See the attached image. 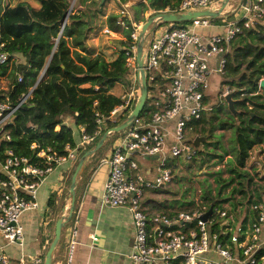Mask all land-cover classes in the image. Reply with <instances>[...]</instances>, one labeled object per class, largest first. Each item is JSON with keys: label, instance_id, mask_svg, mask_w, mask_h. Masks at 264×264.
Instances as JSON below:
<instances>
[{"label": "built area", "instance_id": "built-area-1", "mask_svg": "<svg viewBox=\"0 0 264 264\" xmlns=\"http://www.w3.org/2000/svg\"><path fill=\"white\" fill-rule=\"evenodd\" d=\"M219 2L184 0L177 10L150 11L149 15L202 11ZM132 4L131 1L121 4L117 14L120 18L116 23L120 29H127V22L131 25L124 53L129 75L118 83L122 87L118 96L120 104L108 116L95 111L93 135H85L80 127L81 141L74 149L67 145V154L62 156L48 148L40 150L36 154V162L18 156L10 149L0 151V264L44 263L43 253L36 256L23 253L22 215L38 209L37 194L49 175L58 167L74 166L78 149L92 146L107 124L117 123L120 112L127 111L128 115L132 112L138 93L136 44L142 26V23L132 21L129 11ZM236 13L240 14L234 17ZM263 23L264 0H236L217 19H196L186 26L161 23L146 32L143 56L147 117H138L129 128L110 140L107 144L109 156L100 160L101 164L108 166L99 198L100 208H125L131 217L134 234L128 264H264V149L259 150V146L249 151L244 166L239 168L245 179L251 181L246 200L243 194L235 193L243 198L205 201L201 194L191 210L147 212L142 207L145 191L171 182V161L187 165L197 159L195 139L201 136L193 124L213 110L211 84L216 80L219 90L215 97L226 104L225 96L234 89L221 82L225 77L231 46ZM160 26L164 29L157 35L156 29ZM104 33L115 36L108 29ZM3 47L1 44L0 63L7 57ZM17 79L20 81L21 77ZM31 93L32 89L22 94L15 107L11 106L8 98L0 102V142L10 141L7 126ZM146 158H154L157 162L159 175L153 180L140 173L139 161ZM216 170L219 171V167ZM212 195H215L214 191ZM210 209V215L203 220ZM67 235L64 264H71L76 244V223ZM7 247L19 249L18 257L12 259L6 252Z\"/></svg>", "mask_w": 264, "mask_h": 264}, {"label": "trees", "instance_id": "trees-1", "mask_svg": "<svg viewBox=\"0 0 264 264\" xmlns=\"http://www.w3.org/2000/svg\"><path fill=\"white\" fill-rule=\"evenodd\" d=\"M32 1L34 5L20 0L11 5L5 0H0V45H4L3 52L7 53L5 61L0 63V78L8 77L11 81L8 89H0V102L8 98L13 107L18 104L22 94L28 93L35 86L45 69L62 21L69 9L67 0ZM86 1L79 0L83 5H86ZM91 1L90 5H86L85 13L70 12L43 77L32 90L27 102L15 112L12 123L7 126L10 141L0 142V151L10 149L16 155L29 158L32 162L37 161L36 154L40 150L46 151L47 148L57 156L66 155L67 145L74 149L81 141L80 127L84 129L85 135H93L96 128L95 111L108 116L120 104L118 96L112 91L120 80L126 79L129 75L125 67L124 53L132 31L131 25L127 22L128 28L120 29L116 25L119 15L106 16L103 27L112 32L122 30L126 39L117 41L118 50L115 58L107 62L100 54H95L86 41L99 28L97 21L104 13V5L108 1L103 3ZM129 1L131 0H118L117 4L120 8L121 4ZM144 1L145 3L141 1L129 9L135 23L143 22L145 19L141 14L148 11L177 10L184 0ZM208 32L213 33L203 31ZM18 76L21 77L20 81L17 79ZM262 78H264V23L258 26L256 31H250L236 40L228 55L225 77L221 84L229 85L236 91V99L241 100L236 109L241 113L237 121L228 113V119L223 120L218 128L233 130L234 162L230 163L226 170L228 178H222V173L219 172L215 179L216 187L212 189L207 185L202 191V199L205 201H217L216 199L221 198L236 179L238 187L232 188L230 193L224 196L223 201L231 200L235 193L243 194L244 200L248 196L251 181L245 179L239 168L244 166L250 150L256 146H264V90L258 92L259 81ZM133 108L134 106L131 111ZM147 111L145 106L139 117H147ZM127 117V111L120 112L117 115V123L107 124L94 143L107 129L117 126ZM214 120L218 118L216 116L210 120L202 118L194 123L193 127L201 136L211 134L215 129L212 123ZM204 126H208V129L205 130ZM113 138H116V135ZM33 144L35 148H31ZM106 146L107 144L94 156H98ZM90 147L77 150V162ZM222 158L223 155L216 152H198L195 161L201 164L200 161L203 160ZM212 191L215 193L214 196ZM54 202V198H49V211H56ZM45 240L46 238L42 236L40 244ZM46 252L47 249L44 256Z\"/></svg>", "mask_w": 264, "mask_h": 264}, {"label": "crops", "instance_id": "crops-1", "mask_svg": "<svg viewBox=\"0 0 264 264\" xmlns=\"http://www.w3.org/2000/svg\"><path fill=\"white\" fill-rule=\"evenodd\" d=\"M109 153V145H107L105 152H101L98 156L87 161L82 174L79 175L74 210L63 228L61 244L54 254L53 264L65 263L61 259L63 256L66 260L67 256L66 242L69 238L67 233L71 231L75 223L77 235L71 264L129 263L127 257L131 250L134 234L129 212L125 208L103 209L99 206V198L108 175V166L101 164L100 160L107 158ZM152 161L156 160L146 158L139 161L140 170L143 171L147 179L153 175L152 167L147 165ZM71 171L72 167L61 166L49 175L37 194L38 209L22 215L25 237L23 253L26 256L44 254L46 249L48 250L51 243H49V239L53 238L55 222L69 200L70 183L68 182ZM49 198H54L56 211L48 210ZM156 198L157 193L145 191L142 207L147 212H163L159 206V198ZM47 212L49 213L47 214ZM41 227L46 228L43 234L39 232ZM42 236L46 240L40 244ZM6 252L12 259L17 258L20 254L16 247H7Z\"/></svg>", "mask_w": 264, "mask_h": 264}, {"label": "rangeland", "instance_id": "rangeland-1", "mask_svg": "<svg viewBox=\"0 0 264 264\" xmlns=\"http://www.w3.org/2000/svg\"><path fill=\"white\" fill-rule=\"evenodd\" d=\"M9 4L14 5L17 0H5ZM21 2L32 3V0H20ZM69 3V7H71V11L73 13H85L86 5H90L92 2L91 0L86 1V5L81 4L79 0H67ZM145 2L144 0H131L134 4H138L139 2ZM215 2L219 0H213ZM34 5V3H32ZM104 13L100 16L99 20L97 21V31L92 33L89 39L86 41L87 45L94 50L95 54H100L107 62L112 61L115 58L116 52L118 50L117 41L124 40V35L121 31L113 32L115 36H110L104 33L105 28L103 27V23L106 20V16L110 14H118L119 6L117 1H108L104 5L103 9ZM150 11L141 14L142 17L146 20L148 18ZM240 13L234 14V17H237ZM141 22L142 24L145 22ZM186 26L187 23L180 24ZM101 27V28H100ZM164 26H160L156 29L157 35L162 34ZM207 34H210L209 32ZM124 38V39H123ZM238 40V39H237ZM232 47V46H231ZM231 53V51H230ZM10 79L8 77L0 78V89L6 90L9 87ZM86 87V86H83ZM212 90V106L213 110L210 112L205 118L206 120H210L211 117L216 116L218 120H214L212 123L215 125V129L212 131L211 134L203 135L201 137L205 138V142L200 145L198 148V152L203 153H210L216 152L219 155H223L222 160L215 159L211 161H204L199 164V161H194L190 164H185L181 161H171L172 167V174H171V182L166 183L164 188H158L154 190H149L151 192L157 193V198H159V206H161V211L163 212H177L186 210H191L196 202L199 200L202 191L206 188L207 185H210L213 188L216 187L215 179L217 177V173H222V178H228L229 175L227 174L226 170L230 167V163L234 162V156L232 151H235L233 148V130L232 129H225L220 130L218 128L219 124L223 121L228 119V112H226V104H222L220 100L215 97L216 91L219 90V85L216 80L211 84ZM122 91L121 85L117 84L113 88V93L116 96H119ZM204 129L207 130L208 126H204ZM198 132V131H197ZM115 138L111 139L114 140ZM259 150H263L262 146L257 147ZM101 152H105L103 149ZM204 155V154H203ZM203 155L200 157L201 160L203 159ZM151 166L153 169V175L149 178V180H153L156 176L159 175L157 171V162L152 161L147 164ZM219 167V171L216 168ZM74 166H72V169ZM140 173L143 174V171L140 170ZM71 174V173H70ZM228 176V177H225ZM70 178V176H69ZM238 179L225 191V194L222 195L221 198L228 195L232 188H237ZM230 197V196H229ZM243 198L238 194H233L232 199L235 198L239 200ZM156 198V199H157ZM192 206V207H191ZM191 207V209H189ZM49 212H47L48 214ZM22 224L23 220L21 219ZM41 222V220H40ZM46 230L45 227L40 228V234ZM63 241V240H62ZM61 261L65 262V258L62 256Z\"/></svg>", "mask_w": 264, "mask_h": 264}, {"label": "water", "instance_id": "water-1", "mask_svg": "<svg viewBox=\"0 0 264 264\" xmlns=\"http://www.w3.org/2000/svg\"><path fill=\"white\" fill-rule=\"evenodd\" d=\"M105 0H101V3H103ZM234 0H222L220 3L202 10V11H181V12H166V13H155L153 15H149L148 18H146L145 22L142 24L141 29L139 31L138 40L136 44V67H137V87H138V93L136 98V103L134 105V108L132 112L128 115V117L118 124L115 127L107 129L100 139L94 143L87 151L82 154V156L79 158L77 165L74 169V172L72 174L69 188H68V196L69 200L64 206V208L61 211L60 217L57 219L54 225V234L53 238L51 240V243L48 247V250L44 256V263L43 264H53L54 254L58 247L60 246L61 242V236L63 228L65 227L66 223L69 221V219L72 216L74 206H75V199H76V188H77V180L79 175L82 174L84 167L87 164V161L92 158L95 154H97L103 146L108 144V142L119 133L125 131L127 128H129L133 122L140 116L142 111L144 110L146 99H147V85H146V72H145V65H144V56H143V43L145 39V34L150 28H154L157 24L161 23H173V24H181V23H189L192 20L196 19H209L214 20L221 16V14H224L226 11L229 10L230 6L233 4ZM71 12V7H69L66 16L64 17L62 21V25L60 28V32L57 36V39L55 41V45L57 44L58 40L61 37V33L63 31V28L65 26V23L68 19V16ZM55 45L53 47L50 59L52 57V54L55 50ZM49 59V61H50ZM48 61V63H49ZM47 63V65H48ZM46 65V67H47ZM43 70L41 73L39 79L37 80L35 86L32 88V90L38 85L41 78L44 75V72L46 70ZM259 87L261 90H264V78L259 82ZM236 91L227 94L225 96V103L228 113L233 117L235 121L238 120V115L241 113L239 110L236 109V105L241 102L240 99H236ZM205 142L204 137H199L195 139V146L197 148L200 147V144ZM163 186H161L162 188ZM211 209L208 211L207 214L203 216V220H206V218L210 215Z\"/></svg>", "mask_w": 264, "mask_h": 264}]
</instances>
